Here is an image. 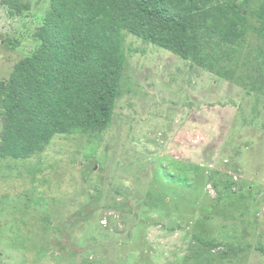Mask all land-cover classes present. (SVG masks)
Segmentation results:
<instances>
[{"label":"rangeland","instance_id":"obj_1","mask_svg":"<svg viewBox=\"0 0 264 264\" xmlns=\"http://www.w3.org/2000/svg\"><path fill=\"white\" fill-rule=\"evenodd\" d=\"M262 1L243 4L230 58L193 63L127 32L107 129L0 152V264H264ZM49 8L0 0V89Z\"/></svg>","mask_w":264,"mask_h":264},{"label":"trees","instance_id":"obj_2","mask_svg":"<svg viewBox=\"0 0 264 264\" xmlns=\"http://www.w3.org/2000/svg\"><path fill=\"white\" fill-rule=\"evenodd\" d=\"M248 1L50 0L36 32L40 46L0 89V152L26 159L58 133L107 129L122 94L127 32L193 63L205 60L203 48L230 58L242 47L237 21L248 13L242 7ZM256 19L264 37V0Z\"/></svg>","mask_w":264,"mask_h":264}]
</instances>
